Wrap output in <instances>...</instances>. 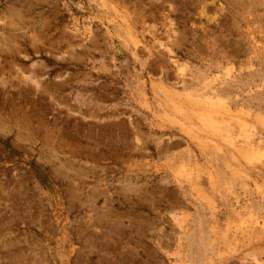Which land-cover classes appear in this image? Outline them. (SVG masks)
<instances>
[{"label":"rangeland","instance_id":"374dc122","mask_svg":"<svg viewBox=\"0 0 264 264\" xmlns=\"http://www.w3.org/2000/svg\"><path fill=\"white\" fill-rule=\"evenodd\" d=\"M0 264H264V0H0Z\"/></svg>","mask_w":264,"mask_h":264},{"label":"bare ground","instance_id":"6f19581e","mask_svg":"<svg viewBox=\"0 0 264 264\" xmlns=\"http://www.w3.org/2000/svg\"><path fill=\"white\" fill-rule=\"evenodd\" d=\"M192 99V98H191ZM197 102H204V104H206L207 106H213V107H218V108H224L225 109V104L221 101V100H211V99H203V100H198L196 99ZM223 109V110H224ZM241 112V111H240ZM243 113V112H242ZM217 114V113H216ZM240 114V113H239ZM214 111H207L204 112V114L202 115V120L204 122V124L210 128H219L222 124V122H220V120H217L214 118ZM258 116V115H257ZM237 117V116H236ZM218 118V117H217ZM253 120V119H252ZM263 120V119H262ZM251 121V120H250ZM240 123V122H239ZM243 125V124H242ZM253 125V124H252ZM254 131V130H253ZM256 132V131H255ZM257 133V132H256ZM252 145V144H251ZM261 149V147H260ZM259 152V151H258ZM253 153V152H252ZM252 157V156H251ZM249 162V161H248Z\"/></svg>","mask_w":264,"mask_h":264}]
</instances>
